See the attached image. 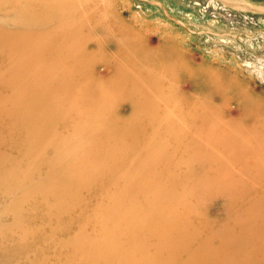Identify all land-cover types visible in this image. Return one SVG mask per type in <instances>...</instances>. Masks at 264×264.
<instances>
[{
    "label": "rangeland",
    "instance_id": "1",
    "mask_svg": "<svg viewBox=\"0 0 264 264\" xmlns=\"http://www.w3.org/2000/svg\"><path fill=\"white\" fill-rule=\"evenodd\" d=\"M17 3V9L20 10L23 7L21 12L18 10L19 15L33 18V40L41 44V48L48 49V54L51 55L39 57V60H48L46 76H49L54 70L51 62L56 61L55 56L67 52L69 59L60 57L59 61H76L74 70H78L79 74L89 73L91 80L87 86L102 91L104 93L102 97L107 103L113 105V101L121 100L120 96L124 93L130 95L133 93V97L138 99L141 97L143 102L148 100L158 102L161 99L160 102H163L164 99L168 103L166 108L172 110L174 115H180L178 118L181 121L176 125L172 124L173 121L169 123L173 125L174 129L181 126V129L189 130L192 138L188 137L181 141L185 145H192L195 150L193 153L180 156L183 154L185 146L180 142H175L172 154L166 153V157L153 161L155 166L151 168L158 176L155 188H162L160 194H171L174 197L172 205L167 207L172 217L182 219L179 224H183L185 227L192 224L190 222L192 218L193 220L197 219L200 226L208 227L207 229L213 227L212 232L216 234L215 238H219L222 243L226 244L227 241L223 240L221 232L228 231L229 233L228 224L236 222L232 216L233 213H238L234 208V203L238 201V198L232 195L233 190L241 184L239 180L242 175L245 178L241 188L251 187L252 183L257 181L256 178L259 177L260 171L254 169H261L259 164L262 158L260 156L247 157V166L250 169L244 173L240 171L241 176H238L237 170L221 166V163L226 160L235 159V154L239 153L236 144L234 149L229 146L227 141L229 139L224 135V129L210 137L196 129L202 127L200 109L204 111L203 114L206 118L203 119L206 124L221 125L224 119L225 105L223 101V103L221 102V97L224 98V88L216 95L213 94L210 84L212 79L216 80L218 84L224 83V85L232 80L240 86V89L245 90L251 99L264 104V0H17ZM20 28L21 31L26 30L24 26ZM88 50H93L91 55L87 53ZM129 82L133 87L123 88V84ZM133 90L137 93L132 92ZM143 93L148 95L143 98ZM107 103L106 108H108ZM130 104L128 99L121 100L117 105H114L115 107L109 108L105 116L114 114L119 119L125 117L129 123L130 121L135 123L132 126L138 128L145 126V130L149 128V124L146 125V123L150 118L160 116L144 107H130ZM32 105L33 101L23 102L21 110L33 109ZM53 109L61 111V108L59 109L57 106L35 108L33 115L45 114ZM53 113L55 112H51V114ZM20 118L22 120L23 116ZM96 119L89 115L88 125L80 133L78 129L75 130L76 133H70L65 127H58V133L50 132L54 141H49L51 136L40 138L44 130L51 125L49 121L41 122L35 129L26 123L23 125L21 123L18 135L19 146L10 152L13 160L21 162L20 165L24 164L29 157L31 158L32 163L29 165V169H33V174L28 176L23 173V177L31 180L33 185L42 182L58 183L60 180L66 182L69 180L68 177L72 176V172L74 170L78 172L80 168L60 174L52 172L50 166L53 165L54 168L60 166L64 170L69 164L80 162L82 156H89L90 169L94 172L98 171V173L95 172L96 174H89V176L95 179L94 190L101 188V191L96 197H93L94 199L92 198L91 205L84 208V214L88 213L91 207L105 201L108 194L117 191L120 196H123L121 190L115 186L121 181L124 173L129 171L116 169L112 173L107 172L105 166L112 164L113 160L117 158L109 153H105V155L103 153L104 158H96L94 152L87 155L89 148L98 147L103 141V136L97 134L101 121L97 122ZM162 119L169 120L168 117H162ZM136 123H140V125ZM108 127H110L109 124ZM155 127L157 130H161L163 124L161 126L157 124ZM125 128L128 129L129 126ZM236 129L238 128L236 127L233 131ZM122 133L124 135V132ZM178 133L180 132L178 131ZM123 135L121 138L125 139L126 143L131 140L139 143V135L134 132L129 137ZM198 137L206 138V142L208 141L206 148H197ZM61 139L65 141L61 143ZM162 141L160 137H151L150 142L156 148V153L160 152L164 144ZM121 142L119 141L116 146H122ZM52 145L58 146L61 150L72 148L73 151L70 150V154L66 151L65 154L47 153L48 148ZM211 146L219 148L211 151ZM127 151L132 157L150 156L153 153L148 150V143L143 144L140 152ZM119 156L128 157L126 152H122ZM241 156L248 155L241 154ZM240 160L243 161L244 157H241ZM213 164L219 165L217 170L214 169ZM231 171L232 174L229 175ZM21 172H24L22 168ZM237 176L238 178H236ZM107 179H111L110 183ZM249 182L252 183L249 184ZM33 188L35 187L33 186ZM75 190V187L63 189L70 196L60 194L59 197L47 200H43L41 194H36L33 195L32 202L24 204L22 213L26 216L23 215L19 222L21 232H18L17 236L22 240V243H25L28 241L23 238L29 231L32 232V237H30L32 248L29 251L33 252V264H51L53 262V264H60L63 253L54 255L53 249L50 252L44 249L72 239L82 243L83 234H78L75 222L71 224L68 232H64L61 230L63 223L59 224L60 228H57L59 225H55L56 218L51 222L48 221L55 206H64L65 209L66 207L75 208V203H78L77 200H79L73 199ZM118 200L115 201L117 203H113L114 207L118 204ZM81 203L86 205L84 199ZM134 204L136 202L130 205ZM122 205L125 207L124 200ZM130 205H126V207L130 208ZM137 205L140 204L137 203ZM124 207L119 212H124ZM134 209L142 208L135 207L131 211ZM164 209H166V204L162 201L160 210ZM111 212L102 213L101 222L96 221L95 224L86 225L85 234L99 242L104 234L108 238L110 234L117 233V224H112V219L115 217ZM67 214L61 215V219L65 218ZM74 215L76 213L72 214V216ZM244 215L246 217L241 221L245 225L256 223L255 213ZM172 217L169 218V221L175 226L177 221ZM80 218H83V215ZM0 220L4 223L10 222L9 218L5 219L3 216L0 217ZM165 222L166 220L163 223ZM51 227L55 231L49 236L46 233ZM254 231L257 235L256 230ZM230 233L235 236L237 229L234 228ZM141 236L148 239L145 235ZM238 236L237 234L235 238ZM155 239L161 242L156 247V250L159 251L154 252V249L150 251L146 249L144 253L135 251L133 252L135 261L138 262L142 258H146L151 259L153 264H164L162 260L156 262L155 259H159V256L169 253L171 250H162L163 237ZM253 239L256 240V237L250 238V240ZM182 240L180 239V242ZM240 243L242 242L240 241ZM179 249L177 248L176 251ZM94 251L95 249L92 248L86 249L88 256ZM111 252L125 257L127 249H119L118 245H114ZM200 257L201 253L192 255L195 260ZM240 259L239 263L242 264H264V262H248L246 258ZM22 261L25 262L24 258ZM130 261L133 262V260ZM92 262L93 264H105L106 257H95ZM142 264L144 263L142 262Z\"/></svg>",
    "mask_w": 264,
    "mask_h": 264
},
{
    "label": "bare ground",
    "instance_id": "2",
    "mask_svg": "<svg viewBox=\"0 0 264 264\" xmlns=\"http://www.w3.org/2000/svg\"><path fill=\"white\" fill-rule=\"evenodd\" d=\"M17 8V0H0V217L3 216L5 219H10L9 223L0 222V264H33V252L29 251L32 248V239L30 238L32 237V232L29 231L23 238L28 241L25 243H22V240L17 236L18 232H21L19 222L24 215L22 213L24 204L29 201L32 202V197L36 194H41L43 200L59 197L60 194L70 196L63 189L73 187L76 188L73 199H79L77 200L78 203H75V208L66 207L65 209L64 206H55L53 207L54 212L50 214L48 221L51 222L56 218L55 225L63 223L62 227L59 225L57 228L61 227L64 232H68L71 224L75 222L78 234H83L84 239L81 244L72 239L71 241L54 244L44 249L49 252L53 249L54 255L63 253L60 264H89L90 262L93 264L92 261L95 257L98 258L100 256L106 257L105 264H142V262L144 264H153L151 259L146 258H142L138 262L135 261L136 258L133 256V252L144 253L146 249L149 251L154 249V252H158L159 250H156V247L161 242L155 238L159 237H163L162 243L164 245L162 250H171L169 253L159 256V259L154 258L156 262L157 260H162L164 264H242L239 263L241 261L240 258H246L248 262H264V104L251 99L248 93L240 89V86L232 80H229L224 85V83L218 84L216 80L212 79L210 84L212 85L213 94L216 95L224 88V98L221 97V102H224L222 103L225 107L223 106L224 119L221 125L206 124L203 119L206 118L203 114L204 111L200 109L202 127H199L196 131L210 137L224 129V135L229 139L227 140L229 146L234 149L236 144L239 148V153L234 150V153H236L235 159L221 163L223 168L229 167L231 170H237L238 176H241L240 171L244 173L250 169L247 166V157L260 156L262 158L259 164L261 169H254L255 171H260L259 177L256 178L257 181L254 183L249 182V184L252 183L251 187L241 188L245 178L242 175L239 180L241 184L233 190L232 195L238 198V201L234 203V208H236L238 213H233L232 216L236 222L228 224L229 233L228 231L226 233L221 232V237L227 241L224 244L219 238H215L216 234L212 232L213 227H209L210 229L202 227L197 219L193 220L192 218L190 220L192 224H188L185 227H183V224H179L182 219L180 217H172L167 207L172 205L174 197L171 194H160L162 188H155L158 176L154 174L155 171L151 168L155 166L153 161L166 157V153L172 154V151H174L173 143L175 142H180L185 146L184 152L180 156L190 152L193 153L195 150L192 145H185L181 141L188 137L192 138L189 130L181 129V126H178V129L173 128L174 124L176 125L177 122L181 121L178 118L180 115H174L172 110H168L166 108L168 103L164 99L163 102H160L162 99L158 102L153 100L143 102L141 97L140 99L133 97V93L131 95L124 93L120 96V99H128L129 103H131L130 107H144L148 111L158 113L160 116L148 118L146 125L149 124V128L146 130L144 129L145 126L140 128L132 126L135 124L132 121H130L132 123L130 125L129 121L125 120V117L119 119L114 114L105 116L106 111L117 105L121 100H114L113 105L107 103L102 97L104 94L102 91H97L96 88L87 86L91 80L90 74H79L78 70H74L76 61L66 62L69 59V53L67 52L55 56L54 59L56 61L51 62L54 70L51 71L49 76H46L48 60H39V57L51 56L48 54L49 50L41 48L42 45L33 40V18L22 17L19 15V11L23 7L20 10ZM21 26H24L26 30L21 31ZM54 35L56 36L55 33ZM49 39H51L50 36ZM37 40H39L38 37ZM72 46L74 48V45ZM92 51L88 50L87 53L91 55ZM60 57L66 60L59 61ZM128 87H133L130 82L123 84V88L127 89ZM106 92L108 93L109 90L107 89ZM132 92L137 93L135 90ZM163 94L169 95L167 93ZM147 95V93H143L144 97L141 96L145 98ZM163 97L169 98L167 96ZM28 100L33 101V109L22 111L21 104ZM106 103L108 108H106ZM55 106L59 109L61 108V111L53 109L45 114L33 115L35 108ZM51 112L55 113L51 114ZM89 115L92 118H97V122L101 121L99 122L97 134L103 136V141L98 147L92 146L89 148L87 155L94 152L96 158H104L103 153L104 155L109 153L117 158L113 160L112 164L105 166L107 172L112 173L116 169L129 171L124 173L125 175L121 181L115 186L121 190L123 196H120L117 191L108 194L105 201L91 207L89 212L84 214V208L91 205L90 201L101 191V188L94 190L95 179L89 176V174L98 173V171L95 170V173L90 169L89 156H82L80 162L71 163L64 170L60 166L57 168H54L53 165L52 167L50 166L52 172H59L60 174L80 168L78 172L74 170L72 176L68 177L69 180L66 182L60 180L58 183L48 184L42 182L33 185L31 180L23 177V173L28 176L33 174V169H29V165L32 163L31 158L29 157L24 164L20 165L21 162L13 160L10 152L19 146L18 135L21 123L22 125L26 123L35 129L41 122L49 121L51 125L44 130L43 135H40V138H45L46 136H51L50 132L58 133V127H65L70 133H76L75 130L78 129L80 133L88 125ZM20 116H23L22 120ZM162 117H168L169 120L162 119ZM172 121L174 122L172 123L173 125L169 123ZM108 124L110 127H108ZM136 124L140 125V123ZM157 124L160 126L163 124V129L157 130L155 127ZM127 126H129L128 129L125 128ZM236 127L238 129L233 131ZM122 132L128 137L132 136L133 132L139 135V143L135 142V140L126 143L125 139L122 140L121 138ZM155 136L163 140L164 144L160 152L163 151L164 153H156V148L150 142L151 137ZM198 138L197 148H206L208 145L206 138ZM54 140L52 136L49 139V141ZM64 141L63 139L60 140L61 143ZM119 141H122V146L117 147L116 145ZM170 142L172 143L169 144ZM147 143L148 150L153 152L150 156L132 157L128 154L127 150L142 151L143 144ZM222 143L224 142L222 141ZM105 145L106 148L104 149ZM211 147V151L219 148L218 146ZM48 149L47 153L52 154L56 152L65 154V151L70 154L73 151L72 148L61 150L56 145H52ZM122 152H126L128 157H118ZM241 154L248 156H241ZM241 157H244L243 161L240 160ZM20 166L24 172H21ZM218 166V164H213L215 170H217ZM231 174L232 171L229 175ZM107 180L110 183L111 179ZM83 199L86 205H82ZM117 200L119 202L114 207L113 203ZM123 200L125 207L122 205ZM162 201L166 204V209L164 210H160ZM134 202L136 204L131 206L130 204ZM137 203L140 205H137ZM126 205L131 207H126ZM122 207H124V212H119ZM135 207L142 208L144 212L142 209L131 211ZM107 211H112L111 214L115 217V219H112V224H117V233L110 234L108 238L104 234L99 242H96L91 236L85 234L86 225L95 224L96 221L101 222V214ZM64 213L68 214L61 219V215ZM74 213L76 215L72 216ZM248 213L250 215L255 213L256 223L245 225L241 221L242 218L246 217L244 214ZM81 215H83V218H80ZM171 217L177 221L175 226L169 221ZM165 220L166 222L163 223ZM137 228L138 231H136ZM234 228L237 229V234L239 235L237 238H235L237 234L233 236L230 233ZM254 230H256L257 235H255ZM54 231L55 229L51 227L46 234L51 236ZM141 235L147 236L148 239ZM253 237H256V240H250ZM180 239L183 240L180 242ZM114 245H118L119 249H127L125 257L111 252ZM90 248L95 249V251L88 256L86 249ZM177 248H180L179 251H176ZM200 253L201 257L197 260L192 258V255H199ZM23 258L25 262L22 261ZM167 259L169 260L166 261ZM130 260H133V262Z\"/></svg>",
    "mask_w": 264,
    "mask_h": 264
}]
</instances>
